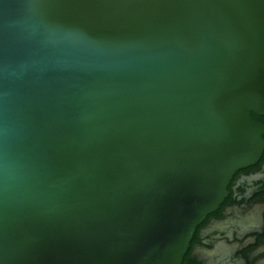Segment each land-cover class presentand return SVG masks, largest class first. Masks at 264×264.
Instances as JSON below:
<instances>
[{"label": "water", "instance_id": "water-1", "mask_svg": "<svg viewBox=\"0 0 264 264\" xmlns=\"http://www.w3.org/2000/svg\"><path fill=\"white\" fill-rule=\"evenodd\" d=\"M254 113L264 0H0V264H182Z\"/></svg>", "mask_w": 264, "mask_h": 264}, {"label": "flooded vegetation", "instance_id": "flooded-vegetation-1", "mask_svg": "<svg viewBox=\"0 0 264 264\" xmlns=\"http://www.w3.org/2000/svg\"><path fill=\"white\" fill-rule=\"evenodd\" d=\"M257 119L264 122V114ZM182 264H264V152L233 175L224 201L198 224Z\"/></svg>", "mask_w": 264, "mask_h": 264}, {"label": "trees", "instance_id": "trees-1", "mask_svg": "<svg viewBox=\"0 0 264 264\" xmlns=\"http://www.w3.org/2000/svg\"><path fill=\"white\" fill-rule=\"evenodd\" d=\"M254 117L255 118H258L259 117V114L254 113Z\"/></svg>", "mask_w": 264, "mask_h": 264}]
</instances>
